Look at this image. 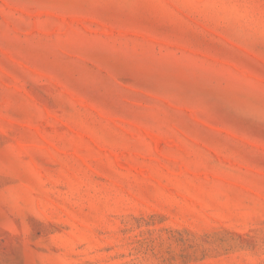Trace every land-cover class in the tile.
Instances as JSON below:
<instances>
[{
  "label": "rangeland",
  "instance_id": "1",
  "mask_svg": "<svg viewBox=\"0 0 264 264\" xmlns=\"http://www.w3.org/2000/svg\"><path fill=\"white\" fill-rule=\"evenodd\" d=\"M0 264H264V0H0Z\"/></svg>",
  "mask_w": 264,
  "mask_h": 264
}]
</instances>
